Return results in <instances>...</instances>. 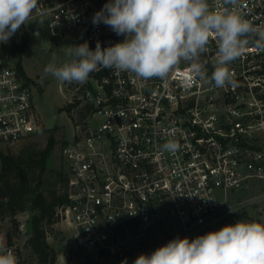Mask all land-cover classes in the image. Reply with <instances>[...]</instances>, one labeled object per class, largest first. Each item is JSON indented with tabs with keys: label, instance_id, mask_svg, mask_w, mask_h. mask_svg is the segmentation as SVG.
Here are the masks:
<instances>
[{
	"label": "built area",
	"instance_id": "built-area-1",
	"mask_svg": "<svg viewBox=\"0 0 264 264\" xmlns=\"http://www.w3.org/2000/svg\"><path fill=\"white\" fill-rule=\"evenodd\" d=\"M106 2L38 0L32 17L46 18L51 43L82 31L94 50L98 41L108 47L124 39L92 24ZM208 3L264 25V0ZM8 44H0V146L19 143L42 125L31 83L5 54ZM217 59L212 39L200 57L209 78ZM228 67L235 84L224 88L194 77L183 61L163 79L103 69L75 87V94L83 87L78 98L90 111L61 146L69 201L56 215L72 226L93 263L133 264L177 237L191 240L229 210L232 193L264 182V49L250 43ZM169 139L179 144L175 153L162 150ZM5 249L18 259L19 243Z\"/></svg>",
	"mask_w": 264,
	"mask_h": 264
},
{
	"label": "clouds",
	"instance_id": "clouds-1",
	"mask_svg": "<svg viewBox=\"0 0 264 264\" xmlns=\"http://www.w3.org/2000/svg\"><path fill=\"white\" fill-rule=\"evenodd\" d=\"M224 3L234 6L238 0ZM37 6L38 0H0V44L32 21ZM101 23L124 39L108 47L98 41L94 50L87 42L69 45L70 61L58 64L53 54L45 72L69 84H83L103 69L148 81L167 77L183 61L191 64L194 77L224 88L235 84L228 65L250 43L264 49V25H254L234 9L214 11L208 0H107L92 17L94 26ZM212 39L218 59L209 78L200 57ZM162 150L175 153L179 144L169 139ZM0 264H18L11 249L0 252ZM133 264H264V222L240 220L195 239L177 237L151 255H139Z\"/></svg>",
	"mask_w": 264,
	"mask_h": 264
},
{
	"label": "rangeland",
	"instance_id": "rangeland-1",
	"mask_svg": "<svg viewBox=\"0 0 264 264\" xmlns=\"http://www.w3.org/2000/svg\"><path fill=\"white\" fill-rule=\"evenodd\" d=\"M41 28L42 35L40 37L33 36L32 32L28 31L29 28L26 29L30 37V45L21 56L25 71L34 79L31 91L41 119V129L17 144L1 145L0 151L17 152L25 145H35L38 150L46 148L48 150L46 177H50L53 181L55 177L51 174L56 171L66 172L61 157V146L65 139L73 137L74 126L81 117L75 110L72 117L66 110L59 109L66 101L72 100L75 88L70 89L69 83L57 81L44 69L52 60L53 54H55L58 64L70 61V57L66 54L68 46L73 45L75 37H77L78 44L84 43L85 36L82 31L71 30L65 43L54 44L50 43L44 26ZM10 46L8 44V49ZM73 84L75 87H79L84 83ZM31 216L32 211L28 209L18 212L14 217L7 216L1 221L0 247L8 246L11 242L19 243L17 260H23L26 264H38L36 256L26 245L31 231ZM240 220L264 222V182L253 184L250 189L232 193L229 210L203 225L193 236V239L211 231H218L226 225H233ZM20 227H23L24 231ZM48 242L57 252L55 264H66L69 249L78 245L72 226L64 220H59L49 228ZM98 264L108 263L102 261Z\"/></svg>",
	"mask_w": 264,
	"mask_h": 264
},
{
	"label": "trees",
	"instance_id": "trees-1",
	"mask_svg": "<svg viewBox=\"0 0 264 264\" xmlns=\"http://www.w3.org/2000/svg\"><path fill=\"white\" fill-rule=\"evenodd\" d=\"M8 58L15 61L17 70L28 83L34 80L27 76L22 65V53L30 45V37L25 28L10 38ZM69 88H75L73 83ZM83 87L77 89L75 97L66 101L59 109L66 110L73 117L75 110L84 118L90 111L88 104H82L78 98ZM26 140V139H25ZM48 150H38L35 145H25L17 152L0 151V222L7 216L14 217L24 210L32 211L31 231L26 245L31 249L38 260V264H55L57 252L48 242L49 228L58 222L56 208L64 206L69 201L68 179L63 171L51 174L52 181L46 177V160ZM49 175V176H51ZM11 242V241H10ZM66 264H95L89 253L80 245L69 249ZM18 264H26L18 260Z\"/></svg>",
	"mask_w": 264,
	"mask_h": 264
},
{
	"label": "crops",
	"instance_id": "crops-1",
	"mask_svg": "<svg viewBox=\"0 0 264 264\" xmlns=\"http://www.w3.org/2000/svg\"><path fill=\"white\" fill-rule=\"evenodd\" d=\"M31 22L29 23V24H27L26 25V29L27 28H29L28 29V31H30V32H32V35L33 36H35V37H40L41 35H42V32H41V27L42 26H44V29H46V18H43V17H32L31 18ZM36 29H38L39 31H40V35L39 36H36V35H34V30H36ZM47 34V33H46ZM48 37V36H47ZM49 39V38H48ZM66 40L67 39H65L63 42L65 43L66 42ZM76 40H77V38H76ZM50 41V40H49ZM51 43V42H50ZM73 45H75L76 43H75V41L73 40ZM24 52V51H23ZM23 65V64H22ZM23 68H24V66H23ZM24 70H25V68H24ZM26 72V71H25ZM26 74H27V72H26ZM27 76H29L30 78H32L33 79V77H31L30 75H28L27 74ZM34 80V79H33ZM36 80V79H35ZM32 86H33V84H32ZM37 108V107H36ZM38 111V110H37ZM39 114V113H38Z\"/></svg>",
	"mask_w": 264,
	"mask_h": 264
}]
</instances>
